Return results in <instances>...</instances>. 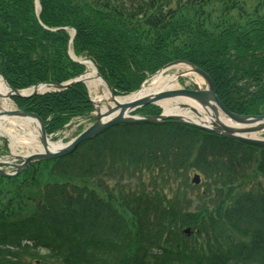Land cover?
Wrapping results in <instances>:
<instances>
[{"label":"trees","instance_id":"obj_1","mask_svg":"<svg viewBox=\"0 0 264 264\" xmlns=\"http://www.w3.org/2000/svg\"><path fill=\"white\" fill-rule=\"evenodd\" d=\"M243 1L39 0L38 16L36 0H0V74L17 90L80 76L85 67L69 56L72 29L73 53L91 60L115 95L186 61L211 77L230 112L261 116L264 0L252 14ZM237 10L242 18L231 16ZM13 101L38 115L49 136L93 112L83 83ZM110 174L135 180V189L118 183L115 199L101 179ZM260 176L264 148L174 120L111 127L71 155L0 175V264H38L24 255L40 264L48 256L66 264H264V187L244 189Z\"/></svg>","mask_w":264,"mask_h":264},{"label":"water","instance_id":"obj_2","mask_svg":"<svg viewBox=\"0 0 264 264\" xmlns=\"http://www.w3.org/2000/svg\"><path fill=\"white\" fill-rule=\"evenodd\" d=\"M74 36H75V33L73 37ZM72 59L75 61H78L77 59L73 57ZM78 62L83 64L81 61H78ZM178 63H181V62H174L172 64H169L161 72H163L168 67L174 64H178ZM182 63L192 66L195 72L198 75H200L203 79H205L207 83V88L201 89L198 86H196V90H168V91L159 92L153 97H144L143 99H139L132 103H118L117 102L116 105L113 108H111L109 111H107L106 113L104 114L98 113L97 115H95L96 122L92 126L84 130L74 140H72L70 143L66 144L65 146L61 147L59 150L46 151L44 153H37V154L25 156V157L17 156L16 158H13V156L11 155L9 157L12 158V160H9L8 157H0L3 159L4 158L7 159L6 161H0V175L4 177H15V176L20 175L22 172L26 171L29 168L30 164L34 162L51 161V160H56V159H60L65 156L71 155L81 145L99 136L107 129L114 127V126H118L120 124H126V123H136V122L137 123L138 122L161 123L166 120H175L182 124L192 126V127L204 130V131L212 132L218 135H222L232 140H236L242 143L264 148V140L258 139V138H252L247 135H243V134H252V133L264 131V115L262 116H243V115H238V114L230 112L224 106V104L221 102L218 96L216 95L214 84H213L211 77L206 72L191 65L190 63H187V62H182ZM98 76L105 82L107 88L112 93L113 98L116 99V97L113 94L112 88L107 83V81L99 73H98ZM77 82L85 83L84 75L68 83H64V84H55V83L39 84L33 87L32 89H35V90L29 94H23L24 91H18V90L12 89L8 84L7 85L11 91L12 96H16L20 98H31L37 94L49 92L52 90L58 91V90L68 89L69 87H71L73 84ZM41 88H44L45 90L40 91ZM142 89H143V86L138 92L134 94L139 93ZM178 96H186V97L192 98L194 101H197L200 104H202L206 109L207 107L211 106L216 112H218L217 108H219L221 112L224 114V118H227L231 122L238 124V126L240 127L236 128V127H232V125H228L227 123L223 121V119H220L219 116L218 117L216 116L215 121L212 123V127H207L202 124L184 120L181 117H178L177 115H166L165 113L159 116H146V117L130 115V113L138 109L144 108L146 106H150V105L158 106V101H162V100L169 99V98H175ZM94 111L96 112L95 106H94ZM9 115L23 117V118L30 117V118L36 119L40 124L42 139L44 142H47L48 137H47L45 125L43 121L37 115L25 113L20 110L11 111ZM15 159L19 160L20 164H14L13 161ZM3 168H12L14 169V172L9 173L5 171ZM195 182L199 183L198 176H196Z\"/></svg>","mask_w":264,"mask_h":264},{"label":"bare ground","instance_id":"obj_3","mask_svg":"<svg viewBox=\"0 0 264 264\" xmlns=\"http://www.w3.org/2000/svg\"><path fill=\"white\" fill-rule=\"evenodd\" d=\"M79 60L87 67L84 80L91 90V93L94 94L95 114L106 113L113 108L117 102L132 103L144 97H153L162 91L182 90L183 86L180 83L181 77L191 79V81L196 83L199 87L204 84V79L195 72L194 68L187 64H177L152 77L139 93L126 98L117 97L114 99L105 82L98 76L96 70L98 69L97 66L85 58H80ZM34 90L35 89L26 90L23 94L32 93ZM43 90L45 89H40V91ZM10 97L11 91L7 83L0 76V136L9 139L13 157L18 155L16 153V148L19 146L26 147V156L59 150L63 147L61 142H52L50 139H48L47 142L43 141L40 124L36 119L9 115L11 111L15 110ZM158 104L164 109L165 114L177 115L184 120L202 124L207 127H212V123L215 121L216 116H219L220 119H223L225 123L232 125V127H240L238 124L224 118V114L219 108H217L218 112L214 111L211 106L206 109L199 102L186 96L165 99L158 101ZM250 136L258 138V133H252ZM0 160L4 161L5 159Z\"/></svg>","mask_w":264,"mask_h":264},{"label":"rangeland","instance_id":"obj_4","mask_svg":"<svg viewBox=\"0 0 264 264\" xmlns=\"http://www.w3.org/2000/svg\"><path fill=\"white\" fill-rule=\"evenodd\" d=\"M243 5H244V10H246L247 11V13H249V14H252V11H254V10H256V9H258L259 10V8H258V1H256V0H250V1H248V0H246V1H243ZM232 12V14H231V16L232 17H234V18H242L241 17V13L237 10V11H231ZM263 12V10H261L259 13H262ZM172 63H174V62H172ZM171 63V64H172ZM167 65H169V64H166L165 66H167ZM177 65V64H176ZM164 66V67H165ZM86 71H87V67H86V69H85ZM154 75V74H153ZM151 75H148L147 76V81H146V83L145 84H147V82L151 79V78H149ZM180 83H181V85L183 86V87H186V88H188V89H191V88H193L194 87V82L193 81H191V79H187V78H184V77H181V79H180ZM145 86V85H144ZM207 87V83L204 81V84L201 86V88H206ZM89 89V88H88ZM194 89V88H193ZM135 92V91H134ZM89 93H90V95H91V98L93 99V93H91V90L89 89ZM133 93V92H132ZM128 95V94H127ZM119 96H125V95H119ZM11 103L13 104V107H14V109H17L16 108V105L14 104V102H12L11 101ZM147 107V106H146ZM139 115H141V114H137V113H132L131 114V116H139ZM141 116H145V115H141ZM149 116H152V115H149ZM91 119H88V118H83V117H76V118H74L68 125H66L62 130H60L58 133H56L55 135H54V137H50V140L52 141V142H61V143H63V144H67L68 142H70L71 140H73L78 134H80L84 129H86L87 127H89L91 124H93L94 123V121H95V119H92V117H90ZM258 138H260V139H264V132H261V133H259L258 134ZM232 140V139H231ZM3 141H5L6 143H7V145H8V153H6L5 151H3V153L5 154V155H9L10 153H12V150H11V147H10V141H9V139L8 138H5V137H1L0 136V146L1 147H3V145H4V142ZM234 141H236V140H234ZM236 142H239V141H236ZM240 143H242V142H240ZM244 145L246 144V143H243ZM246 145H249V144H246ZM249 146H252V147H257V146H253V145H249ZM257 148H261V147H257ZM16 153L17 154H20V155H26V153H27V149H26V147H24V146H19V147H17L16 148ZM19 161H16V163H18ZM258 164H257V161H255V162H253V164L250 166V168H258ZM45 173H49V169L45 172ZM193 175L194 174H192V177H193ZM259 175H260V173H259ZM43 177V176H42ZM44 178V180L45 181H47V183H49V181H51V178H48L47 176H44L43 177ZM53 178H55V177H53ZM39 180H41V178H38ZM56 179V178H55ZM102 179V183L104 184V185H107V186H109V188H110V190H109V194L110 195H112V197H115V199L116 198H118V196H120V194L118 193V191H116L115 190V187H116V185H118L119 186V184L118 183H120V185H123V184H126V185H128V187L126 188V189H128V190H130V191H132V190H134L135 189V186H136V181L135 180H127L126 179V177L123 179V181L122 182H119L118 180V176H116V177H112V175L110 174V175H106V176H104V177H102L101 178ZM90 181H92V180H90ZM89 181V182H90ZM41 182H43L42 180H41ZM256 182H261V184L263 185V187H264V176H260V178H257V181H256V179H255V177H252V179H251V181H250V184L249 183H247L245 186H244V189L245 190H249V188L255 183L256 184ZM43 188V187H42ZM114 189V190H113ZM119 189V188H118ZM117 189V190H118ZM35 191V190H34ZM34 191L31 193V195H33L34 194ZM129 193V192H128ZM103 196V195H102ZM127 196V195H126ZM8 197L9 196H7L6 197V199H8ZM11 197V196H10ZM108 197V196H107ZM123 197V196H122ZM33 198H34V196H33ZM38 199V198H37ZM36 199V200H37ZM115 199H113V200H115ZM30 201H32V200H30ZM31 207H32V211L34 210V205H32L31 204ZM195 207V206H194ZM193 207V208H194ZM192 211H193V209H192ZM191 211V212H192ZM24 257H25V259L27 260V261H29V262H31V263H38V264H40V262H39V257H37L36 255H33V256H25L24 255ZM43 262H44V264H66L65 262H64V258L63 257H59V258H53V257H51V256H48V257H46L45 258V260H42Z\"/></svg>","mask_w":264,"mask_h":264}]
</instances>
